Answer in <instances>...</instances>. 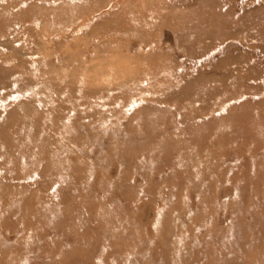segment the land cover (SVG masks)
<instances>
[{
  "label": "rangeland",
  "instance_id": "obj_1",
  "mask_svg": "<svg viewBox=\"0 0 264 264\" xmlns=\"http://www.w3.org/2000/svg\"><path fill=\"white\" fill-rule=\"evenodd\" d=\"M0 264H264V0H0Z\"/></svg>",
  "mask_w": 264,
  "mask_h": 264
}]
</instances>
